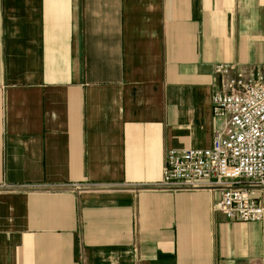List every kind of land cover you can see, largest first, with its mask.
Segmentation results:
<instances>
[{
	"label": "crops",
	"instance_id": "obj_1",
	"mask_svg": "<svg viewBox=\"0 0 264 264\" xmlns=\"http://www.w3.org/2000/svg\"><path fill=\"white\" fill-rule=\"evenodd\" d=\"M220 66L264 77V0H0V264H264V221L155 187Z\"/></svg>",
	"mask_w": 264,
	"mask_h": 264
},
{
	"label": "built area",
	"instance_id": "obj_2",
	"mask_svg": "<svg viewBox=\"0 0 264 264\" xmlns=\"http://www.w3.org/2000/svg\"><path fill=\"white\" fill-rule=\"evenodd\" d=\"M227 76L212 96L223 121L207 148L171 149L157 188L202 185L221 191L216 209L230 220L264 221V77L240 66H220Z\"/></svg>",
	"mask_w": 264,
	"mask_h": 264
}]
</instances>
